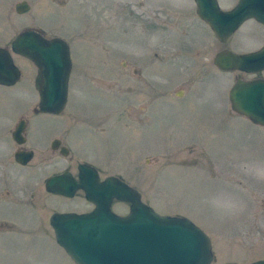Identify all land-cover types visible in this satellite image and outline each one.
Segmentation results:
<instances>
[{
  "label": "rangeland",
  "instance_id": "obj_1",
  "mask_svg": "<svg viewBox=\"0 0 264 264\" xmlns=\"http://www.w3.org/2000/svg\"><path fill=\"white\" fill-rule=\"evenodd\" d=\"M23 1L31 11L19 15ZM218 2L231 10L240 0ZM247 26L222 45L194 0H0V47L38 30L67 41L73 62L68 104L57 116L36 114L37 68L25 58L13 55L20 81L0 85L1 129L33 118L64 128L57 136L70 150L68 157L53 152L55 136L29 143L35 158L19 167L16 145L0 133V191L11 188L9 200L0 197V264H75L49 219L93 205L83 193L50 195L45 182L66 170L76 176L78 164L90 162L102 177L120 176L158 214L194 222L211 239V264L264 260V128L233 113V74L214 65L224 49L245 54L264 44ZM101 122L108 131L104 124L97 135L88 131L86 124ZM113 211L124 216L129 206L116 203Z\"/></svg>",
  "mask_w": 264,
  "mask_h": 264
},
{
  "label": "water",
  "instance_id": "obj_2",
  "mask_svg": "<svg viewBox=\"0 0 264 264\" xmlns=\"http://www.w3.org/2000/svg\"><path fill=\"white\" fill-rule=\"evenodd\" d=\"M197 14L226 43L249 20L264 24V0H241L230 11L221 9L218 0H195ZM31 10L28 2L16 6L20 15ZM11 51L0 48V85L14 86L22 76L12 53L32 62L37 68L35 87L39 93L38 112L62 114L68 104L73 68L70 47L61 38L46 39L42 33L27 30L12 42ZM214 65L225 72L256 73L264 70V48L238 55L223 51ZM232 109L256 125L264 127V81L239 82L230 92ZM21 131V130H20ZM15 135L19 144L24 140ZM62 155L68 156L64 149ZM34 152L16 154V161L27 165ZM78 179L70 173L47 180L46 190L73 198L83 191L95 209L86 214L55 213L50 220L58 245L75 264H211L214 260L211 239L188 218L158 214L146 205L138 190L116 177L101 182L95 168L79 165ZM117 200L130 204L127 216L113 212ZM252 264H264V260Z\"/></svg>",
  "mask_w": 264,
  "mask_h": 264
},
{
  "label": "flooded vegetation",
  "instance_id": "obj_3",
  "mask_svg": "<svg viewBox=\"0 0 264 264\" xmlns=\"http://www.w3.org/2000/svg\"><path fill=\"white\" fill-rule=\"evenodd\" d=\"M241 1V0H240ZM26 2H28V1H26ZM29 3V2H28ZM240 3V2H239ZM238 3V4H239ZM236 7V6H235ZM246 24H248V26H250V25H253L254 26V29H255V31L256 32H258L259 33V36L261 37V39L263 40V42H264V24H262V23H259L258 21H256V20H254V19H252V20H249V21H247V22H245L241 27H243V26H245ZM248 26L245 28V30L248 28ZM241 29V28H240ZM239 29V30H240ZM238 30V31H239ZM36 31H38V30H36ZM237 31V32H238ZM39 32V31H38ZM41 33H42V35L46 38V39H53V38H50V37H47L46 36V34H44V32H42V31H40ZM236 34V33H235ZM234 36V35H233ZM232 36V37H233ZM231 37V38H232ZM57 38V37H56ZM59 38V37H58ZM230 38V39H231ZM229 39V40H230ZM228 40V41H229ZM227 41V42H228ZM227 42L226 43H221L220 41H219V43L220 44H222V45H225V44H227ZM262 42V43H263ZM0 48H4V47H0ZM264 48V44L261 46V47H258V48H256V50H253V51H251V52H249V53H245V54H251V53H256V52H258V51H260V50H262ZM4 49H7V50H10V49H8V48H4ZM227 49H224L223 51H226ZM222 52V51H221ZM220 52V53H221ZM235 53V52H234ZM219 54V53H218ZM237 54V53H236ZM239 55H244V54H239ZM222 72H224V71H222ZM226 73H230V74H233V79H234V84H233V86H232V88L230 89V91H229V103H230V106H231V110L233 111V113H235L236 115H238V116H240L241 118H243V119H245V120H248V121H250L248 118H246V117H244V116H242V115H239V114H237L233 109H232V105H231V101H230V92H231V90L239 83V82H248V83H250V82H260V81H264V70L263 71H259V72H256V73H247V72H242V71H232V72H226ZM35 112H36V114L37 113H39L38 112V110H35ZM60 119V118H59ZM34 119L32 118V121H28L27 119H25V118H23V117H19V118H17V119H15V120H13V121H9V122H6V123H3V126H2V128L3 129H1L0 128V133H1V135H3L4 137H6V140H8L9 141V143H12V144H15L16 145V148L13 150V152H12V154H11V156H13L14 157V160H15V163H16V165L17 166H19V167H27L33 160H34V158H35V151L33 150V149H31V148H29L28 147V144L30 143V144H32V145H34V146H41V145H43V143H44V141L46 140V138H50V137H52V136H55L54 138H53V140L51 141V143H50V148H51V150L53 151V152H59L61 155H62V152H63V150L64 149H66L68 152H69V154H70V150H69V148L63 143V140H62V138L60 137V136H57V135H59L63 130H64V128H61V129H57V130H55V129H52V128H43V127H41L40 125H38V124H36V122H34L33 121ZM251 122V121H250ZM64 123V122H63ZM251 123H253V122H251ZM103 124L105 125V130H104V132H106V131H108V129H109V127H106L107 126V124L105 123V122H101V123H97V124H94V123H88V124H86L87 125V128H88V131L90 132V133H92L93 135H97L95 132H93V131H96L97 129H100V126H103ZM254 124V123H253ZM254 125H256V124H254ZM257 126H259V125H257ZM66 127V126H65ZM259 127H262V126H259ZM86 128V129H87ZM262 128H264V127H262ZM21 130V131H20ZM19 131H20V135H21V137L22 138H20V137H18L17 139H19V140H24V142L22 143V144H19L18 143V141L16 140V137H15V135L17 134H19ZM38 135V138H39V141L37 142V143H35V144H33V143H31L30 142V138L32 137L31 135ZM5 142V141H4ZM9 143L7 142L6 144L7 145H9ZM0 149H3V148H0ZM6 149H3V152L5 153L6 151H5ZM21 152H34V158L32 159V161L30 162V163H28L27 165H22V164H20V163H18L17 161H16V154L17 153H21ZM63 156V155H62ZM83 164H87V165H89L90 167H92V168H95L96 169V171H97V173H98V175H99V177H100V181L101 182H103V181H105L107 178H109V177H116V178H119V179H121L122 181H124L120 176H117V175H109V176H106V177H102V169L100 168V166L99 165H97V164H93V163H83ZM79 165L80 164H78V168H79ZM78 168H77V174H76V176H75V174L74 173H72V172H70V171H63V172H61V173H58V174H55V175H53V176H51V177H49L48 179H50V178H52V177H54V176H59V175H62V174H64V173H70V174H72V176L74 177V178H78V176H79V170H78ZM4 173V172H3ZM47 179V180H48ZM46 180V181H47ZM46 183V182H45ZM3 187V190L2 191H0V197L2 196L3 198H4V200H9L8 198H9V196L11 195V188H10V186L9 185H7L6 184V186H2ZM45 190H46V187H45ZM46 192L47 193H49L47 190H46ZM79 193H83L82 191H79V192H77L76 193V195L73 197V198H67V197H64V196H58V195H54V194H50V195H54V196H58V197H62V198H66V199H74V198H76L77 196H78V194ZM84 194V193H83ZM84 197H85V194H84ZM15 200L16 199H18V198H14ZM21 200H22V204L23 205H29V202H28V200L27 199H25V197H21ZM90 203V202H89ZM116 203H119V202H117V201H114V203H113V207H114V205L116 204ZM91 204V203H90ZM91 205H93V204H91ZM92 209H94V206H93V208ZM91 209V210H92ZM91 210H89L88 212H90ZM69 213V212H68ZM82 213H86V212H82ZM54 214V213H53ZM52 214V215H53ZM51 215V216H52ZM51 218V217H50ZM49 222H50V219H49Z\"/></svg>",
  "mask_w": 264,
  "mask_h": 264
}]
</instances>
